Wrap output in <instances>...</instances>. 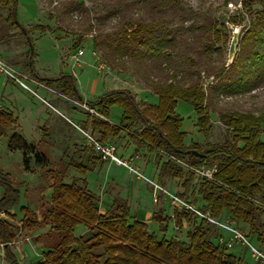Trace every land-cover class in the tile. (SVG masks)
<instances>
[{
    "label": "trees",
    "instance_id": "trees-1",
    "mask_svg": "<svg viewBox=\"0 0 264 264\" xmlns=\"http://www.w3.org/2000/svg\"><path fill=\"white\" fill-rule=\"evenodd\" d=\"M243 3L247 13L256 19L240 38V50L229 65L224 61L222 49L215 43L218 22L212 9H194L185 0H108L98 4L96 12L100 13V27L112 17H118L119 24L93 36L94 47L112 68L132 72L155 93L158 96L156 104L139 102L129 88L108 91L86 103L73 74L63 73L57 78L39 75L30 47L25 66L33 78L57 88L68 98L89 104L97 113H93L88 122L91 133L101 142L114 144L111 138L123 131L130 133L133 126L140 124L136 141L141 148L164 152L186 161L191 167H215L213 178L199 179V204L188 195L196 177L192 170L186 177L184 168L168 159L161 167L160 176L169 173L184 178V192L178 193L181 198L219 221L233 220L240 230L250 226L251 233L262 241L264 210L256 201L264 202V140L261 138L264 111L258 115L220 112L221 122L234 136L221 143H211L205 150H201L198 142L185 143L184 118L176 111L179 101L190 103L197 114L198 130L206 135L215 101L220 95L251 92L264 83V0H243ZM255 4L260 8H255ZM17 6L18 0H0V10L9 11V22L20 28V34L27 38L29 32L26 35L22 30L24 26L16 23ZM77 9L89 11L83 1L68 0L62 3L58 14L62 17ZM89 29H92L91 24ZM209 77H214V82L206 86ZM114 106L121 109L120 124L109 121ZM16 123L13 112L0 106V136ZM9 146L23 151L28 172L32 154L38 164L48 163L46 155L38 152L19 132L11 136ZM91 152L99 157L93 148ZM76 167L83 176L87 175V166L78 164ZM51 186L52 208L44 221L51 224V232L59 237V241L47 246L34 264H248L233 250L240 245L252 254L247 245L227 246V239L223 237L230 232L191 209L173 208L169 209L171 215L168 214L163 191L157 199L161 207L152 216L159 224L157 233L138 220L129 201L120 196H115L103 213L97 204L98 195L88 188L85 179L69 183L62 172L55 171ZM0 190V246L9 264H19L13 244L20 227L2 214L16 216L13 211L20 206L21 189L8 173L0 171ZM20 211L24 214L23 225L28 230L41 224L32 217L29 206L22 205ZM171 221L175 234L191 225L186 239L184 232L168 235ZM79 226L86 228L87 235H77Z\"/></svg>",
    "mask_w": 264,
    "mask_h": 264
},
{
    "label": "rangeland",
    "instance_id": "rangeland-1",
    "mask_svg": "<svg viewBox=\"0 0 264 264\" xmlns=\"http://www.w3.org/2000/svg\"><path fill=\"white\" fill-rule=\"evenodd\" d=\"M66 1L68 0H18L17 18L20 25L25 27L32 39L35 54L34 67L38 74L45 78H57L63 73L73 74L77 78V89L85 97L86 103L97 99V96L91 93L96 79L99 80V89L96 94H101L103 83L110 84V82L113 84L107 85L106 90L130 87L135 92V90L139 91L140 87L147 88L132 72L128 73L119 68H112L102 53L93 45V36L99 33L100 30H110L119 24V18L112 17L105 22L103 27H100V13L98 14L96 9L99 8V3L108 0H80L89 8L88 12L77 9L61 17L58 14V9ZM185 1L194 9L214 10V17L218 22L216 34L214 35L215 43L217 47L222 49L224 61L226 65H229L240 50L238 42L234 58H229V47L233 39L234 29L239 30L240 40L256 17L247 13L243 0ZM230 4H233V6L230 7ZM254 7L260 8L258 4H255ZM8 15L9 11L7 9L0 10V59L14 71H17L18 77L31 90L9 76L0 73V106L19 117V122L0 136V171L8 173L13 178L15 185L20 187L22 193L20 206L13 211L16 216L9 217L2 214V217L9 219L20 227L17 239L13 244V251L17 255L19 264H34L41 258L47 246L59 241V237L51 232V224H45L44 221V217L52 208L51 195L53 188L51 185L53 172H62L65 181L69 183L77 179L86 180L76 168V165L85 164L84 161L78 160V155L84 151L87 152L86 149H88L89 143L88 138L78 126L91 133L90 127H88V130L86 129V124L94 114L84 109L85 106L89 108V104L82 103L79 99L68 98L60 93L57 88L50 87L47 83L32 77L29 69L25 66L28 60V40L20 34V28L12 26L8 20ZM236 17L237 20H235ZM90 24L92 25L91 30L89 29ZM82 46L85 52L77 60L74 55ZM97 56H101L107 61V69H98ZM8 79L11 81L9 82ZM5 81H8L9 86L6 91H3L1 86ZM10 94H12L11 98L9 97ZM151 96L142 95V98L146 97L147 101L156 102L157 100ZM139 102L143 103V101ZM176 111L184 118L185 143L189 145L192 142H198L201 150H205L211 143H221L227 137L234 136L232 130H229L221 122L220 112L239 111L258 115L264 111V83L251 92L239 95H220L219 99L215 101V108L211 114V126L206 135L198 130L196 125L197 114L190 103L179 101ZM121 115L120 107L114 106L111 109L109 120L112 124H120ZM140 127L141 125L138 124L132 127L130 133L123 131L119 136L111 138V141L116 145L121 143L122 147L125 144V147L128 148L126 150L129 151L128 153L131 156L127 160L137 170V173L130 171L125 166L114 164L111 174L117 177L116 180L124 190L120 197L124 199L129 197L128 199H130L135 211L141 209L144 212H154L161 207V205L155 203L156 198L158 199L161 194L159 186H163L177 195L184 192V178L171 176L169 173L165 177L160 176L164 161L172 159L176 165L182 166L186 177L189 176L191 169L186 161L178 160L161 151L149 152L147 149L141 148L136 141L138 139L137 131L140 130ZM15 132L22 134L30 144L35 146L38 152L46 155L47 165L38 164L36 156L32 154L30 159L31 169L29 172L25 170L23 151L12 149L9 146L11 136ZM261 138L264 140V132ZM140 151L141 162L136 164L130 161L133 157H137ZM108 174L110 173L106 169L89 173L90 186L88 188L98 195L101 191L104 192L105 187V191L115 195V189L117 188L111 182L113 177H110V180L108 179ZM195 175L188 195L189 198L196 200V203L199 204L201 198L198 193L200 176ZM113 190L115 192H112ZM100 202V199L97 200V204L102 206ZM156 202L158 203V201ZM256 204L264 210L262 201L257 200ZM22 205L29 206L32 217L37 221H41L39 222L41 224L33 230H28L23 225L25 221L24 214L20 211ZM164 207L170 214L173 207L166 197H164ZM101 211L104 213L106 210L101 208ZM227 220L232 225L236 224L233 220ZM262 222L264 225V215ZM223 223L226 222L223 221ZM190 227L191 225H187L184 231L178 230L179 233L184 232L183 237L185 239L186 232ZM149 228L159 233V224L154 220H152ZM241 229L246 235L251 236L248 237L249 241L264 253V238L261 241L257 235L254 236L250 231V226ZM261 231L264 237V228ZM76 233L77 235H87V230L85 227L79 226L76 228ZM173 234H175L174 224L171 221L168 235L172 236ZM228 234L223 238L229 239L231 234ZM233 251L241 255L248 264H264L262 261L254 262V256L248 249L240 245ZM0 264H9L4 256L2 246H0Z\"/></svg>",
    "mask_w": 264,
    "mask_h": 264
},
{
    "label": "built area",
    "instance_id": "built-area-1",
    "mask_svg": "<svg viewBox=\"0 0 264 264\" xmlns=\"http://www.w3.org/2000/svg\"><path fill=\"white\" fill-rule=\"evenodd\" d=\"M232 6H233V4H230V7H232ZM234 34H237L239 36L240 32H239V30L237 28L234 29L233 35ZM84 52H85V50H84V48L82 46L81 48H79L76 51V53L74 55V58L79 60L80 57L84 54ZM96 61L98 63V69L99 70H105V69L108 68V63L103 57L97 56ZM0 73L9 76L13 80L21 83V85H23L24 87L30 89V87L25 82H23V80H21L18 77V72L14 71L11 67H9L1 59H0ZM206 81H207L205 83L206 86L211 85L214 82V77L206 78ZM85 107L87 109H89L92 113H96L93 109H90L87 106H85ZM82 132L86 135V137L88 138L89 145L99 155L101 160L114 162V163H116L118 165H122V166L127 167L132 172L137 173V170L130 165V163H129V161L127 159L122 158L120 155H118V148L116 147V145H114L112 143L101 142L93 134H91V133H89L87 131L82 130ZM189 167L195 174L199 175L200 177H206V178H213V174L216 171L215 167H213V168H207L205 166H202V167H199V168L198 167H191V166H189ZM159 189L164 192L166 199L169 200V202H170V204L172 205L173 208L191 209L198 216L207 219L209 222L217 225L218 227H220L222 229H225L226 231H229L230 234H231V237L226 240L227 246L233 247L237 243H240L242 245H247V246L250 247L252 255L254 256V258L259 260V261L264 262V253L262 251H260L258 248H256L249 241L248 236L246 235V233H244L243 231H241L240 229L236 228L234 225H232L230 223H223L222 221H219V220L215 219L214 217L211 216V214L209 212H206V213L202 212L200 209L195 207V205L189 203L185 199H182L181 197H179V195L170 192L166 188H164L162 186H159Z\"/></svg>",
    "mask_w": 264,
    "mask_h": 264
},
{
    "label": "crops",
    "instance_id": "crops-1",
    "mask_svg": "<svg viewBox=\"0 0 264 264\" xmlns=\"http://www.w3.org/2000/svg\"><path fill=\"white\" fill-rule=\"evenodd\" d=\"M8 81L10 82L11 80L10 79H8ZM8 81H5L3 84H2V89H3V91H6L7 90V88H8V86H9V84H8ZM111 84H113V83H111L110 82V84L109 83H103V90H102V92H101V94H96V93H98V89H99V80H95L94 81V83H93V86H92V90H91V93L92 94H94L95 96H97V98L99 97V96H101L102 94H104V93H106V92H108V91H111V90H106L107 89V87L108 86H110ZM108 85V86H107ZM122 88H129V89H131L130 87H119L118 89H122ZM116 89V88H115ZM112 90H114V89H112ZM133 91V90H132ZM135 94H136V97H137V100L138 101H143V102H146V103H150V104H156V103H158V96L155 94V93H153L150 89H148V88H139V91H137V90H135V92H134ZM142 95H152L151 97H153L155 100H157L156 102H149V101H147V99H146V97H144V98H142ZM10 98L12 97V94H10V96H9ZM82 97L83 98H85L83 95H82ZM9 98V99H10ZM152 98V99H153ZM88 101V100H87ZM93 102V101H92ZM85 103V102H84ZM86 104V103H85ZM3 107V106H2ZM90 108V107H89ZM85 110H87V111H89L90 113H91V111L89 110V109H86V108H84ZM91 109V108H90ZM92 114V113H91ZM96 115H97V113H95ZM17 118V122H19V117H16ZM110 121V120H109ZM111 122V121H110ZM90 123V122H89ZM88 123V127H90V124ZM112 123V122H111ZM116 123V122H115ZM17 124V123H16ZM19 124H21V123H19ZM78 128L80 129V130H83V128L82 127H80V126H78ZM85 130V129H84ZM88 130V129H87ZM22 131H23V128H22ZM111 140V139H110ZM115 144V143H114ZM116 145V144H115ZM124 147H125V144H124ZM122 147V144L120 143L119 145H117V148H118V155H120L121 157H123V158H125V159H129L130 158V153H128L129 151L128 150H126V149H128L127 147ZM91 146L88 144V149H86L87 150V152L86 151H84V152H82V153H80L79 155H78V157H79V161H81V162H83V163H85V164H82V165H84V166H87L88 168H89V170H88V172H87V175H85L84 176V178H86V181H87V184H88V187L90 186L89 185V173H92L93 171H95V170H103V169H106L107 170V172H109L110 174H108V179L110 180V177H113V178H111L112 179V181L111 182H113V186L115 185L116 186V188L117 189H115L116 190V192H115V190H113L112 192H115L116 194L115 195H111V194H109L108 193V191H105V187H104V189H103V193H102V191L100 192V194H98V196H99V199L101 200V202L100 203H102V206H100L99 205V207H100V209L101 208H103V209H105V210H107V208H108V205H110L111 203H112V200H113V198L115 197V196H120V194H122V191H124L123 190V188H121V185H120V183L116 180V178L117 177H114V175L113 174H111V171H112V168H113V166H114V164L116 165V166H122V165H118V164H116V163H114V162H103L102 160H100L99 159V157L96 155V154H94V153H92L91 152ZM142 151V150H141ZM141 151L140 152H138V156H139V154H141ZM132 152V151H131ZM143 154V153H142ZM133 157L132 159H130V161H133V162H135L136 164L137 163H139V162H141V160H140V156L139 157ZM65 160V159H64ZM77 168V167H76ZM78 169V168H77ZM108 180V181H109ZM94 192V191H93ZM95 193V192H94ZM96 194V193H95ZM101 194H102V196H101ZM129 197H127V198H125V199H127L128 201H129V204H130V206H131V210H132V213L134 214V216H136V218L138 219V220H140V221H143V222H145V223H147L148 224V226L150 227V225L152 224V216H153V212L152 211H142L141 209L140 210H134L133 209V207H132V204H131V202H130V199H128ZM156 201H157V198H156ZM155 201V203L156 204H158L157 202ZM264 203V202H263ZM23 206H27V205H23ZM142 211V212H141ZM106 212V211H105ZM104 212V213H105ZM39 221V220H38ZM39 222H41V221H39ZM46 249V248H45Z\"/></svg>",
    "mask_w": 264,
    "mask_h": 264
},
{
    "label": "water",
    "instance_id": "water-1",
    "mask_svg": "<svg viewBox=\"0 0 264 264\" xmlns=\"http://www.w3.org/2000/svg\"><path fill=\"white\" fill-rule=\"evenodd\" d=\"M17 24H20L18 19L16 21ZM22 30L23 32L28 35V31L25 29V27H22ZM27 40H28V43H29V47H30V50H31V54L34 53V48H33V43H32V39L30 38V36L28 35L27 36ZM239 42V36L237 34H234L233 35V39H232V42L230 44V47H229V58L230 59H233L234 56H235V53H236V47H237V44ZM194 153L196 154H199V155H204L198 151H193Z\"/></svg>",
    "mask_w": 264,
    "mask_h": 264
}]
</instances>
